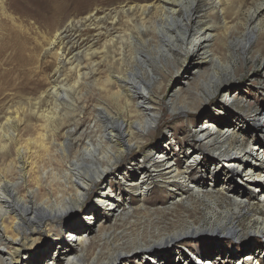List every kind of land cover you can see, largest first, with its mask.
<instances>
[{"label": "bare ground", "instance_id": "6f19581e", "mask_svg": "<svg viewBox=\"0 0 264 264\" xmlns=\"http://www.w3.org/2000/svg\"><path fill=\"white\" fill-rule=\"evenodd\" d=\"M143 1L145 3H138L139 5L128 3L127 7V3H120L118 8L111 9L109 5L107 8L96 2L94 8L76 16L78 28H75L73 37L76 38V51L74 50L75 53L70 57H67L66 53L68 41L65 42L64 39L71 36L68 31L73 27V22L66 20L70 25L66 26L65 20L49 21L53 16L48 19L47 16L40 17L47 25H52L50 45L58 44L53 51L55 63L59 64L56 70L58 71L62 65H67L66 73H70L72 78L71 81L53 85L51 90L53 108L50 113L40 115L44 119L43 128L50 127V120L54 121L57 118L59 109L64 105L62 119L65 122V119L73 116V125H70L73 130L76 129L78 121L86 119L93 130L92 135L99 133L94 137L86 135L87 137L83 138L72 153L70 152L72 140L68 136L60 139L45 137L41 133L40 137L27 140L24 144H18L17 137H6V134L5 137H0V149H6L13 141L16 143L11 159L3 169H0V264H119L121 262L122 264H225L226 262L259 264L258 260L264 259V217H257L258 225L250 227L251 230L244 233L242 232L244 228L237 223V216H234L235 213L240 215L241 209L245 208L249 201H254L264 209V187L260 188L261 186L256 184L257 181L250 178L251 170L245 168L247 163L243 160L239 161L232 154L233 149L237 151L241 147L243 150L249 148L248 142L242 145L243 138L236 137L238 132L234 129L237 124H230L224 131L209 133L206 137L187 139L183 142V146L172 139L162 144L156 143L147 149L146 157L141 161L139 159L136 165H132L129 161L123 171L116 172L115 168L123 160V155L143 148L149 135L163 117L161 101L159 100L158 104L153 101L154 94L142 85L141 81L144 80L141 78V69L134 64L137 61L147 67L151 77L146 82L151 85L152 76L155 74L145 58L149 55L141 51L138 46L154 45L158 39L157 33L162 35V38H172L175 34L169 27H174L181 38H179L180 42L186 45L189 53L208 57L209 61L214 60L217 63L212 66L210 72L195 80L194 85L188 86L187 94L181 93L178 86L177 89L175 88V94L180 95L182 103L164 104L169 114L181 113L182 121L187 119L186 111L201 107L204 101H207L206 95L212 96L227 77L234 76L229 62L224 60V64L219 63L222 61L217 59L208 44L204 43L205 37H212L211 27L207 26L206 32L203 28L198 29L195 26L198 16H193L192 6L197 0H189L192 6H186L183 0ZM205 1L209 7L207 14L215 15L214 10L219 8L221 18L225 19L222 6L229 0ZM263 5L264 2L261 7ZM47 6L53 13H57L58 7L54 2L48 1ZM60 6L59 13H64L65 7ZM133 9L141 11L145 16L150 10H155V16L148 24H145L144 17L134 21L126 15L127 11ZM181 12L184 18H179L177 15ZM157 18L161 23L157 22ZM144 29L148 31L147 38L142 34ZM256 39L257 34L250 26L243 37L237 40L241 42L243 48L244 46L249 48ZM220 65H223L225 70L227 76L225 80L216 70ZM160 85L161 82L157 87L159 88ZM227 95L229 94L226 92L225 96ZM41 97L40 95L35 98V105L39 104ZM79 100L89 101L91 104L80 106ZM225 102L222 101L217 108H212L206 115L207 117L210 115L213 120L203 119L193 128L191 135H197L198 132L205 134L208 128H213L215 120L224 119V110L227 107ZM84 107H88V110H80ZM20 109L21 107L17 105L15 109L17 120ZM257 120L259 121V118ZM202 123L209 127L199 130L198 126ZM240 123L243 126L249 124L246 119ZM238 126L237 130L241 125ZM64 132L67 133V130ZM81 133L82 131L79 135ZM74 138L79 139L75 136ZM29 144L36 147L29 148L27 146ZM262 144L264 147L263 141ZM194 151L196 153H193ZM263 151L264 148L261 152H257V156H264ZM176 152L184 156V163L181 166L178 164L179 160L173 161ZM209 152L217 156L216 160L210 162L209 157L206 156ZM202 156L205 158L203 159ZM37 158L40 159L36 161ZM203 162L210 165V168L208 165L205 166L209 168L212 181H216L215 178L222 179L223 183L217 188V194L228 196L234 213L216 220L214 227L205 226L201 221L195 223L191 219L186 226L182 225L184 227L171 232L162 234L159 233L158 227H155V233L144 236V228H142L111 243L110 235L104 232L100 236L98 250L91 257H86L93 238V228L90 224L101 221L109 211L120 205L131 212V195L136 193L143 196L146 188L151 185L163 187L168 191L173 190L177 193L178 200H186V205H191L192 201L185 199L184 191L190 192L191 195H203L210 202H215L212 188L200 189L199 185L203 181L188 175L194 169V175L197 177L196 173L202 171L199 167L204 166ZM221 167L227 169L219 177L217 172ZM112 172L115 173L112 175ZM108 174L112 176L107 180ZM112 180L121 181L125 191L118 189L119 192L114 193L110 184ZM241 184L251 190L241 189ZM225 186L227 187L224 189ZM94 189H96L94 192L96 198L90 212L83 211L78 218L66 221L79 206L81 207L89 192ZM255 190L260 193L254 194ZM217 194H214L216 199L220 198ZM60 232L66 234V238L72 241L71 244L57 238ZM201 234L208 237L228 236L237 240L244 235L259 236L261 239L260 243L255 244L254 249L250 244L239 251H232L233 248L223 250L221 244L220 246L216 244L214 247L216 251L213 252L211 249V253L207 254L198 250L199 246L196 244L198 242L195 237ZM179 238L194 242L191 245L196 249L195 254H191L184 244L174 243ZM52 244L53 254L51 259L47 260L51 252L45 255V249L49 245L52 247ZM244 259L246 261H243Z\"/></svg>", "mask_w": 264, "mask_h": 264}, {"label": "rangeland", "instance_id": "374dc122", "mask_svg": "<svg viewBox=\"0 0 264 264\" xmlns=\"http://www.w3.org/2000/svg\"><path fill=\"white\" fill-rule=\"evenodd\" d=\"M48 1L54 2V5L58 7L57 13H53L51 8H47ZM149 1L152 2L155 0ZM96 2H99L98 4L101 6L107 7L109 5V9L112 7L118 8L120 3H127L126 7L128 3L135 5L138 3H145L143 0H0V137H5V134L6 137H17L18 144H24L27 140L40 137L41 133L44 134L45 137H59L60 139L68 136L72 140L70 146V152L72 153V150L78 148V145L82 142L84 137L93 134V130L90 128V124L86 119L78 121L79 123L75 130L70 127V125H73V116L65 119L64 122L62 119L64 105L59 109L57 118L54 121L50 120V127L43 128L44 119L40 115L50 113L53 108V100L51 97L53 85H60L64 81H71L72 78L70 73H66L67 65L63 66L61 64V70H56L59 64L55 63L53 51L57 48L58 44L55 43L54 45H50L49 38L53 30V28H51L52 25H47L44 19L40 17L47 16L48 19V17L50 18L53 16L49 21H59V19L65 20L66 26H70L67 24L66 20H71V22H73V27L68 31V34H71V36L68 35L69 37L64 39L65 42L68 41L66 53L67 57H70L71 54L76 51V38H73L75 36V28H78V24L76 25V16L94 8ZM182 2H184L186 6H192L189 0H183ZM263 2L264 0H231V2L229 0L222 6L224 20L221 18L222 15L220 14L219 8L214 10L215 15L207 14L209 7L205 0H197L194 6H192L194 7L193 16H198L195 26L198 29L203 28L206 32L208 31L207 26L211 27L212 37H205L204 43L208 44L213 55L222 61L219 63L224 64V60L229 62L234 76L228 78L223 69V65L217 66L216 70L218 75L222 76L223 79L227 77V80L220 84L212 96L204 94L208 98L201 107L198 106L186 111V121L181 120V113L175 112L169 114L166 108H164V104L182 103L180 95L175 94V88L177 89L178 86L181 93L187 94L189 91L188 86L194 85L195 80L199 79L201 75L203 76L207 72H210L212 66L217 63L214 62V60V63L209 61L208 57H200L189 53L186 50V45L180 42L181 38L175 32L174 27H169L175 34L172 38L168 39L167 37L165 39L162 38V35L161 37L160 34L158 35L157 33L158 39L154 42V45H150L149 47L138 46L141 51L149 55L145 58L155 74L152 76L153 82L151 85H148L146 82L151 77L147 72V67L145 65L143 66V63L137 61H135L134 64L141 69V78L144 80L141 81L142 85H145L147 89L154 94L153 96H155V98H153V101L157 104L159 100L161 101L162 104L160 106L163 108V117L160 124L149 135L146 145L143 148L141 147L140 150L137 149L129 154L123 155V160L115 168L117 170L116 172L123 171L129 161L132 162V165H136L139 159L141 161L146 157L145 154L147 149L156 143L162 144L172 139L175 143L183 146L184 141L192 138L186 137L185 135L193 131V128L197 125H194L192 122L199 118H202L201 120L203 121L205 113L207 114L212 108H217L222 101L225 102L224 95L226 92L230 91L229 87L233 89L230 105L236 107L244 106L241 109L242 111L250 112V110L256 106L255 102L264 104V5L261 7ZM60 5L65 7L64 13H59L61 8ZM154 13L155 10H150L145 16L141 11L133 9L127 11L126 15L134 21L144 17L146 19L145 24H148L150 22L149 20L154 18ZM126 15L123 14V16ZM177 15L179 18H184L182 12L177 13ZM157 22L161 23V20L157 18ZM176 26H178V23ZM247 26L253 27V31L257 34V39L251 46L249 45V48L247 46L243 48V45H241V42H238V40H240L247 31ZM118 30L120 31V28ZM64 32L66 33V30ZM64 32L62 34H64ZM142 34L145 38L149 37L148 31L145 29L142 30ZM140 41H142V39ZM72 42L74 44H72ZM159 82H161V85L158 88L157 85ZM228 94L230 95V93ZM40 95L42 96L41 100L39 104L35 105V98ZM226 99L228 98L226 97ZM78 102L80 106H88L91 104L89 101L84 102L79 100ZM17 105L21 107L18 120L15 118V109ZM236 109L240 111L239 108ZM80 110L87 111L88 107H84ZM224 113L225 118L227 117V119L232 121V124L241 125L240 127L243 126L240 123L243 119L247 120L249 123L248 126L252 124H257V127L264 126V115L258 117L259 121L257 118L254 119L253 116L247 118L239 116L240 118L237 120L240 122L235 123L234 119L228 116L227 110H224ZM86 117L87 115L85 114V118ZM66 130L67 133L64 132ZM240 130L241 129L237 130L236 128V131L239 132ZM81 131L82 133L79 135ZM98 133L99 132H96L94 136ZM173 134L177 137H174ZM74 136L79 137V139H75ZM94 136L92 135L90 137ZM242 138V145H245L247 142L246 139L248 138ZM236 141L238 142L239 140L236 138ZM237 142L234 144L236 145ZM15 145L16 143L13 141L6 149H0V169H3L9 159H11L15 150ZM27 146L29 148L36 147L33 144ZM193 153H196V151ZM206 156L209 157L210 162L216 160L215 158L217 157L211 152L206 153ZM38 159L40 158L35 160L37 161ZM133 159H135V162ZM176 160H179L178 164L181 166L182 163H184L183 154L176 152L173 161L176 162ZM202 164L204 166H200L199 169L203 170L199 171L201 173H196L198 174L197 177L194 175V169L191 170L188 175L190 177L194 176L193 178L195 179H201L203 183L207 181L208 184V181H211L209 172L210 165L204 162ZM205 165H208L209 168L207 169ZM226 169V167H221L217 172L219 177L222 176ZM113 173L115 172H112V175ZM112 175L108 174L106 177L107 180ZM215 179L218 180L220 178ZM217 180L215 182H217ZM222 183L223 181L221 180L220 184L222 185ZM110 184L114 193L119 192L118 189L123 192L125 191V186L121 181L114 182L112 180ZM239 186L240 184L238 183V187ZM226 187L227 186H225L224 189ZM241 187V189L245 191L248 189L251 190L250 188H246L243 184H241ZM217 188L218 185L215 186L216 190L212 188L214 194H217ZM257 188H259V186ZM201 189L203 190V188ZM95 191L96 189L89 192L86 201L81 207L79 206L66 221L78 218L83 211L87 210L86 212H90L91 205L96 198ZM184 194L186 196L185 199H191V205L193 207L189 204L186 205V200H178L179 197L173 190L168 191L156 185H151V187L146 188L143 196L137 195L136 193L132 194V201H130L131 212L120 205L112 211H109L101 221H95L90 224L93 228V238L90 241L86 257H91L93 253L98 250L100 246L98 245L99 239L104 232L110 235L109 242L111 243L116 239L127 237L130 232L136 233V231L142 228H144V236L149 233H155V227H158L159 233L162 234L171 232L179 227L186 226L191 219L195 223L201 221L205 226L214 227L216 220L235 212L233 206L229 204L231 201L228 196L222 193L217 194L220 196V198L217 199L215 197L216 195L212 194L215 198L213 201L215 202H210L208 199L204 198L203 195H191L190 192L186 191H184ZM249 202L250 203H248L245 208L241 209L240 215L237 213L234 214L235 217L237 216L236 219L239 226L244 228L242 231L244 233H248L251 230L250 227L258 225L257 217H264L263 207L257 205L254 201ZM57 238L67 244H71L72 242L66 238L64 232H60ZM260 239L259 236L247 237L246 235L241 237L240 240L228 236L208 237L204 234L195 237L196 242H198L196 244L199 246L198 250L206 252L207 254L211 253V249L213 252L216 251L214 248L216 244L219 246L221 244L223 250H232L233 248L232 251H239L250 244H252V249H254L255 244L260 243ZM174 243L184 244L191 254H195L196 249L191 245L194 244V242L179 238L176 242L174 241ZM49 246L45 249V255L50 253L54 247L53 244L52 247L51 245ZM52 254L53 252L48 255L47 260L51 259ZM243 261H246V259ZM258 262L259 264H264V259H259ZM119 264H122V262ZM225 264H234V262H226Z\"/></svg>", "mask_w": 264, "mask_h": 264}, {"label": "built area", "instance_id": "2783aa9c", "mask_svg": "<svg viewBox=\"0 0 264 264\" xmlns=\"http://www.w3.org/2000/svg\"><path fill=\"white\" fill-rule=\"evenodd\" d=\"M264 75V74H263ZM262 75V76H263ZM264 78V77H263ZM231 87H229V90L227 93H230V95H227L226 97L228 99H226L225 95H224V98L225 100L227 101L225 104L228 106L226 107L225 109L227 110L228 112V116H231L235 123H238L240 121H238L237 119L240 118L239 116L241 117H254V119L258 118V117H262V115H264V104H258L257 102L256 103V106H254L250 112L249 111H242L241 109L244 107V106H240V107H236V106H233V105H230V101H232V93H233V89H230ZM262 92V91H261ZM236 94V93H235ZM264 94V93H263ZM236 108H239L240 111H238ZM234 110H237V111H234ZM202 118H199V119H196V121L194 122V125L196 124H199L202 120ZM205 120L207 119H212L211 116L209 115V117H207L206 113H205ZM213 120V119H212ZM237 120V121H236ZM232 124V121H230L229 119H222V120H215V123L213 124V128H208L209 126L206 127V124H201V126H198V129L199 130H202V129H205V128H208V130H206V133H200L198 132L197 135H191L190 132L187 133V135H185L186 137H206L207 134H211V133H215V132H222L225 130V127ZM193 125V124H192ZM236 128H239V126L237 125ZM240 133L238 131H236V129H234L236 132H238L236 134V137L239 139L240 137H244V139H246V137L248 138L247 139V142L249 143V148L243 150L242 148L243 147H239L240 149H238L237 151H235L234 149V152L232 150V154L238 158V160H243V162H246V167H248L249 170H251L249 172V175L250 178H252V180L254 181H257L256 184H259L261 187L260 188H263L264 187V156L262 157H258L257 156V152H261V150H263L264 147H262V141L264 139V126L263 127H257V124H252L250 126H242L240 127ZM174 137H177L176 135L173 134ZM192 139V138H191ZM259 139H261V143H259ZM263 155H264V151H263ZM202 158L204 159L205 156ZM260 158V159H259ZM242 167V166H240ZM203 170V169H202ZM223 171V170H222ZM201 173V172H199ZM222 179H219V182H215V181H208V184H207V181H205V183H201L199 185L200 189L203 188V190H206L208 189V187L210 188H213L215 189V186L218 185H221L220 184V181ZM251 180V181H252ZM216 190V189H215ZM257 191V192H256ZM256 195H258V190H255L254 192ZM212 260V259H211Z\"/></svg>", "mask_w": 264, "mask_h": 264}]
</instances>
